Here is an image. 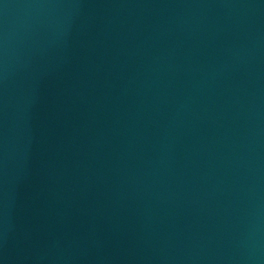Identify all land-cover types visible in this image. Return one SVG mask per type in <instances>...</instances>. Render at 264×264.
Masks as SVG:
<instances>
[{
    "label": "water",
    "instance_id": "1",
    "mask_svg": "<svg viewBox=\"0 0 264 264\" xmlns=\"http://www.w3.org/2000/svg\"><path fill=\"white\" fill-rule=\"evenodd\" d=\"M0 264H264V0H0Z\"/></svg>",
    "mask_w": 264,
    "mask_h": 264
}]
</instances>
